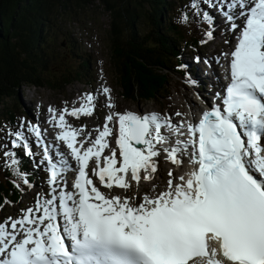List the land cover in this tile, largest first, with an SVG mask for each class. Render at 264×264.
<instances>
[{
	"label": "rangeland",
	"instance_id": "rangeland-1",
	"mask_svg": "<svg viewBox=\"0 0 264 264\" xmlns=\"http://www.w3.org/2000/svg\"><path fill=\"white\" fill-rule=\"evenodd\" d=\"M234 1L237 3L233 2V4L226 0H193L190 3L191 5L186 6V12L177 17L179 27L185 31H189L190 34L192 33L190 27L193 21L198 22L205 19L207 22L217 23L214 27L212 26L214 31L211 36L205 38V43L201 50L190 51L184 48L179 51L178 57L181 58L183 64H189L188 67H192V56L202 57L206 55L208 57L213 54V50H216L214 54L218 55L224 49L227 50L228 47L232 45L230 40L234 36L235 27H229V24L231 22L239 23L241 21V12L243 11L249 14L250 8L255 4L253 0L247 4V8H244L241 0ZM227 5L229 7H227ZM193 7H195L196 10H194ZM84 21H87L86 23H92L93 21L94 26L96 25L97 27H92L91 25L88 27L91 31L82 29L75 31L80 57L89 62V72L85 69L82 75L83 82L76 81V78L74 79L73 77V82L70 85L63 84L62 87L57 89L45 86L35 91L33 87H24L21 91L24 97L21 98L20 94V99L17 101L20 104V112L22 114L19 120L21 123L19 128H17L15 134L10 132L3 135L2 131H0V181L6 169L15 167V159L20 160L21 163L30 161L32 167L29 168V171L25 174L32 175L37 179L35 186L31 188V195H23L22 204L18 206L11 205L6 212L0 214V237L6 240L9 237L16 236L17 242L21 243L22 237L27 235L29 230L27 232H21L20 229L14 228L13 224L20 223V228H22L23 225L21 221L23 223L32 224L33 221L34 223L36 222V219L39 221H41V219L43 220V218H40L42 216L38 215L39 212L43 213L48 211L52 203L47 200L45 196L52 195V192L58 189L49 185L48 176L42 177L40 175L44 172V170L40 169L42 166L41 160L36 161L35 159V156L38 155L37 151L40 147L39 144L44 142L41 140L42 137L49 140V135L51 134V136L57 137L56 139L60 140V132L63 128L69 126V129L77 133L79 140L85 146L90 144L92 146L93 141L99 139V137L103 138V141L107 142V144H111L112 146L109 148L111 150L107 151L109 155L107 158L110 159L109 163H107L109 165L117 163L118 169H122L126 160H129V157H133V159H135L133 161L135 162H137L136 160L138 159L139 163L137 162L138 164H135L129 182H126L128 184H126L124 189V186H119V183H112L108 179H105V181L102 180L100 178L102 173H98L95 176H97V184L103 191L108 193L110 197L113 195L126 196V204L129 203V205L139 210H146L147 207L150 206L149 204L152 203L151 198L156 196L162 188H167L168 182L170 183L172 172L176 171L174 170L175 164L169 161L168 157L170 154H168L166 150L155 149V147H157L156 142L158 146H161L162 142L167 143V140L161 139V142L154 140V132H152L151 135V149L149 153L146 154L145 161H140V156L127 144L126 124L128 120L130 118L144 116L151 119V115L153 114L150 112L160 113L161 110H165L171 114L170 116L173 115L176 122H179L178 117L180 116L187 120L188 123H191L195 116L194 114H196L197 107H195L194 112V110L192 111V109L188 108V105H190L192 101L197 104H202L197 93L195 94L196 89H201V87L196 86L194 91L191 83L187 82L188 78L180 75L179 72L171 73L168 76L166 90L157 98L147 101H142L140 99L125 100L119 88V83L115 81L111 73L109 64L110 53L107 42L105 41V31L109 28V17L100 10L92 16V21L89 20L88 17H85ZM69 26L80 28L78 27V23L76 25L71 23ZM69 30H71L70 27ZM230 32L232 33L231 35L229 34ZM64 47L65 46H63V48ZM70 51L71 49L68 47L63 49L62 54H67L63 59V63H65V61L74 63L72 67L78 69L80 65L75 64L77 59L75 55L70 54ZM78 62L81 61L79 60ZM185 65H182V68H184ZM201 67L205 71L206 68H204V65ZM24 99L34 104L32 107L34 109L33 112H31L29 108L27 111L24 109L21 104L22 100L24 104ZM181 101L184 103H182L183 108L176 107L178 102L181 103ZM40 107L42 108L40 109ZM156 115L161 118L160 114ZM260 115H262V112ZM40 119L43 122L51 119L52 123L50 126L46 127H44L45 125L43 124V132L39 131L37 127L33 132L31 130V125L34 123L32 122L40 121ZM194 119L197 118L194 117ZM163 120L166 124L168 115L164 116ZM164 127L166 126L164 125ZM27 129L29 132L26 131ZM186 130L192 132L190 128H178L175 131L178 133L177 137L179 138V136L182 135L181 133L185 134L184 132ZM93 133H95V135H93ZM263 135L264 133L261 129V134L256 135V140L262 139ZM88 137L94 139L89 141ZM29 140L34 143L36 142L34 148L29 147L30 150L26 149V144L29 143ZM42 149H44V147ZM30 153L32 156H30ZM169 153H171V151H169ZM176 153L184 158L183 164L187 165L189 162L187 159L189 158L188 153L184 149L182 150V148L178 149ZM126 154L128 158H126ZM178 163H180V161H178ZM162 166L165 167L163 172ZM16 174H18L17 171ZM175 174H177L176 178L180 180L185 176L184 173L179 171H176ZM140 178L144 180L142 181ZM155 181L156 184H154ZM45 184L47 189L45 188ZM41 201L46 205L41 204Z\"/></svg>",
	"mask_w": 264,
	"mask_h": 264
},
{
	"label": "trees",
	"instance_id": "trees-1",
	"mask_svg": "<svg viewBox=\"0 0 264 264\" xmlns=\"http://www.w3.org/2000/svg\"><path fill=\"white\" fill-rule=\"evenodd\" d=\"M179 3L183 0H0V129L6 124L15 128L14 114L20 113L17 101L24 87L57 89L71 84L73 77L82 79L87 62L79 63L78 69L74 63H63L67 56L62 54L63 42L71 41L74 46L65 42L66 47L79 56L69 25L84 24L85 17L92 19L100 10L110 19L105 41L122 96L157 98L166 90L167 72L180 70L174 57L186 45L195 49L201 44L199 29L194 27V37L188 40V31L174 23L182 12ZM165 8L169 18L163 16ZM24 190L29 186L23 169H7L0 181V213L11 204L18 206Z\"/></svg>",
	"mask_w": 264,
	"mask_h": 264
},
{
	"label": "bare ground",
	"instance_id": "bare-ground-1",
	"mask_svg": "<svg viewBox=\"0 0 264 264\" xmlns=\"http://www.w3.org/2000/svg\"><path fill=\"white\" fill-rule=\"evenodd\" d=\"M221 1V0H220ZM224 1V0H223ZM231 1V0H230ZM252 0H242V4H244V6L246 7V4H248L249 2H251ZM232 3H233V1H232ZM193 4V3H192ZM234 4V3H233ZM219 6V5H218ZM223 6V5H222ZM227 7H229L228 5H227ZM253 7V6H252ZM233 8V7H232ZM247 8V7H246ZM226 9V8H225ZM230 10V9H229ZM235 10V9H234ZM240 11V10H239ZM217 12V11H216ZM229 12V11H228ZM213 13V12H212ZM216 14V13H215ZM234 14V13H233ZM235 16V15H234ZM221 22V21H220ZM213 23V22H212ZM215 24H217V23H215ZM221 25V24H220ZM228 37V36H227ZM70 39V38H69ZM71 42V41H70ZM73 45V44H72ZM70 46V45H69ZM72 50V49H71ZM264 42H262L261 43V45H260V52L259 53H257V56H258V58H260L261 60H262V71H263V73H264ZM205 52V51H204ZM193 53V52H192ZM204 54V53H203ZM216 55V54H215ZM254 55H256V54H254ZM92 61V60H91ZM76 63V62H75ZM203 64V63H202ZM202 64H201V66H202ZM78 66V65H77ZM215 72V71H214ZM200 73V74H199ZM201 71H199L198 72V76H199V78L198 79H196L195 81H194V83L192 82L191 83V86L193 87V89L196 87V86H201V85H203L204 83H205V81H206V79H205V76L202 74L201 75ZM211 75H212V78L213 77H217V80H219V78H218V75L216 74V73H213V72H211ZM119 80V79H118ZM91 82H92V80H91ZM197 90V89H196ZM194 91H195V89H194ZM99 101V100H98ZM100 102V101H99ZM98 102V103H99ZM257 102H260V103H262V105H264V100L263 99H260V101H257ZM183 102L181 101V103L180 102H178V104L176 105V107H179V108H183V104H182ZM193 104H194V102L192 101V103L190 104V105H188V108L189 109H193ZM100 106V105H99ZM103 106V105H102ZM42 107H40V109H41ZM42 113V112H41ZM49 114V113H48ZM47 115V114H46ZM153 116H157V115H154L153 114ZM157 117H159V116H157ZM49 118V117H48ZM141 118H144V119H146V120H148L149 121V123H150V133H149V136H148V138H147V144L152 140V138H151V135H152V132H154L155 133V129H154V124H153V122H152V120L151 119H149V117H138V119H141ZM172 116H169V119H170V121L172 120ZM47 119V118H46ZM41 120V119H40ZM44 120V119H43ZM50 120V119H49ZM198 122V120L197 119H194L193 118V123H194V125H196V123ZM259 122V121H258ZM242 123H245V122H242ZM44 124L46 125V126H48V124H47V122H44ZM65 126V125H64ZM261 126H263V123L261 122H259V125H258V135H260L261 134V129H262V127ZM53 127V126H52ZM179 128H185L184 126H180ZM256 128V126H253V127H251V128H249V132H252L254 129ZM48 129V128H47ZM59 129H61V128H59ZM191 129V128H190ZM56 130V129H55ZM58 130V129H57ZM51 133V132H50ZM263 133H264V129H263ZM93 135H95V133H93ZM55 136V135H54ZM50 138H54L53 136H51L50 135ZM57 138V137H56ZM109 138V137H108ZM59 140V139H58ZM189 144H190V142H188ZM255 143V144H254ZM254 143H245L246 144V146H247V150H252L253 151V153L255 154V155H258L257 153V151H255V148L257 147V144H260V143H258L257 142V140H256V138H255V141H254ZM106 145H107V147H106V151H105V157L107 158V156H109L108 154H107V151L109 150H111V149H109L112 145L110 144H107V142H106ZM61 150H62V152L64 153V154H66L67 156H70V155H68V153H67V149H66V147L65 146H63V145H61ZM88 156L89 157H91L92 156V153L91 152H88ZM126 158H128L127 157V154H126ZM134 159L132 158V157H129V160L127 159L126 160V162L124 163V167L122 168V169H118V165H117V163L115 164V165H109V166H107V167H105V168H103L102 170H100V172L102 173V177H103V179L104 178H106V179H108V180H110V182H112V183H119V186L120 185H122V186H124L123 187V189L125 188V186H126V184H128V183H126L127 181L129 182V178H130V176H131V173H132V171L134 170V167H135V164L137 165L138 163L137 162H135V161H133ZM70 164H71V168L72 169H76V167H78V164H77V161H75V160H73V159H71L70 160ZM190 165H191V162H189V165H187V166H184V165H182V169H185L184 170V173H186V178H189V176H188V172H189V167H190ZM163 169H164V167H163ZM174 170H176V171H181V169L180 168H177V167H174ZM176 171H173V173H174V175H175V173H176ZM90 176H91V172H89L88 173ZM93 179V178H92ZM185 180V182L187 183V184H189L190 183V180H188V179H184ZM113 187H114V185H113ZM46 188V187H45ZM68 188H70V190H72V185H68ZM112 188V187H111ZM177 189H168L167 191H165L164 192V194L161 196V197H159V201H161V202H164V201H166V200H168V199H170L172 196H173V194L175 193V191H176ZM59 190H54L53 191V193H52V196H56L57 198H59ZM62 197V195L60 196V198ZM58 199V200H61V199ZM71 202H75V200L74 199H72L71 200ZM41 204H43V205H46L43 201H41ZM53 205V204H52ZM55 205H57V207H60L61 205H60V203L59 202H56L55 203ZM150 205V204H149ZM47 207V206H46ZM148 208V207H147ZM41 211V210H40ZM48 211H49V208H48ZM139 212H141V211H139ZM39 213H42V212H39ZM29 216H31V215H29ZM47 218H48V216H49V213H47L46 215H45ZM33 224H27V223H23V222H21V224L23 225L22 226V228L20 229L21 230V232H23V231H28L29 230V233H27V235H24L23 237H22V239H21V243H22V241L25 239V238H34L35 237V233L33 232V230L37 227V225H39L40 226V230H39V232L40 233H44L47 229H48V225H47V222H45L44 220L42 221L41 220V222H39V223H34V221L32 222ZM15 226H17V227H19L20 226V224H16ZM22 245L20 244V243H18L17 242V237L16 236H12L11 238L9 237L7 240L6 239H4V238H2V237H0V251H3V250H5V253L6 254H8V253H15L20 247H21ZM12 259L14 258V257H11Z\"/></svg>",
	"mask_w": 264,
	"mask_h": 264
},
{
	"label": "water",
	"instance_id": "water-1",
	"mask_svg": "<svg viewBox=\"0 0 264 264\" xmlns=\"http://www.w3.org/2000/svg\"><path fill=\"white\" fill-rule=\"evenodd\" d=\"M128 129L129 138L134 147L145 148V139L150 132V123L146 120H131L128 124Z\"/></svg>",
	"mask_w": 264,
	"mask_h": 264
}]
</instances>
